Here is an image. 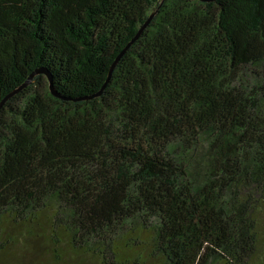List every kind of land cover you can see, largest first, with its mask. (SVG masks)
<instances>
[{"label":"trees","instance_id":"16d2710c","mask_svg":"<svg viewBox=\"0 0 264 264\" xmlns=\"http://www.w3.org/2000/svg\"><path fill=\"white\" fill-rule=\"evenodd\" d=\"M41 69L62 98L39 73L0 107V264L16 229L57 263L264 264V0H0V103Z\"/></svg>","mask_w":264,"mask_h":264},{"label":"rangeland","instance_id":"374dc122","mask_svg":"<svg viewBox=\"0 0 264 264\" xmlns=\"http://www.w3.org/2000/svg\"><path fill=\"white\" fill-rule=\"evenodd\" d=\"M42 232L38 230V233ZM14 241L10 245L7 255L2 260L1 264H74L71 258L63 259V261L57 263L49 257L46 252L48 248L44 239L34 238L31 239L23 237L20 234H24V230H14ZM17 235V236H16ZM18 237V238H16Z\"/></svg>","mask_w":264,"mask_h":264},{"label":"water","instance_id":"95a60500","mask_svg":"<svg viewBox=\"0 0 264 264\" xmlns=\"http://www.w3.org/2000/svg\"><path fill=\"white\" fill-rule=\"evenodd\" d=\"M155 12H152L149 17L146 19V21L142 24V26L139 28L137 34L133 37V39L131 41H129V43L124 47V49L120 52V54L116 57V59L114 60V62L112 63L107 79L105 81V84L109 81L112 70L114 69L115 65L118 63L119 59L121 58V56L125 53V51L140 37V35L142 34V32L144 31V29L148 26V24L150 23V21L152 20L153 16H154ZM39 73H42L46 76L47 80H48V84H49V91L50 93L57 98H62L60 95H58L56 93V91L53 88V84H52V79L51 76L44 70H40V71H35L34 73H32L28 79L20 86L18 87L14 92H12L11 94H9L5 99H3L0 103V107L3 105V103L13 94L17 93L18 91H20L21 89H23L24 87H26L27 85L30 84L31 79L33 78L34 75H37ZM103 88V87H102ZM102 89L95 95L98 96L101 94Z\"/></svg>","mask_w":264,"mask_h":264}]
</instances>
